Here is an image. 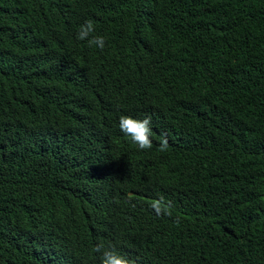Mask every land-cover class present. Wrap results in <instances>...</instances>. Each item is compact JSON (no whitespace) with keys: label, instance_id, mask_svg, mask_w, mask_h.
<instances>
[{"label":"trees","instance_id":"obj_1","mask_svg":"<svg viewBox=\"0 0 264 264\" xmlns=\"http://www.w3.org/2000/svg\"><path fill=\"white\" fill-rule=\"evenodd\" d=\"M122 115L151 117V149ZM101 244L264 264V0H0V264H101Z\"/></svg>","mask_w":264,"mask_h":264},{"label":"clouds","instance_id":"obj_2","mask_svg":"<svg viewBox=\"0 0 264 264\" xmlns=\"http://www.w3.org/2000/svg\"><path fill=\"white\" fill-rule=\"evenodd\" d=\"M95 26L91 20L86 21L80 25L79 30L76 33V38L81 41H87L90 47L95 46L98 49H103L105 46V40L102 36H93ZM119 129L124 136L128 137L132 144L137 147V150L144 151L152 148V128L151 117L145 116L143 119H135L131 116L122 115L119 118ZM168 147V140L165 134H162V140L160 144V150L165 151ZM76 158L66 157L60 160L56 164L70 165L74 163ZM55 164V165H56ZM131 199V197H129ZM162 199L153 200L150 203V207L155 211L156 215H161L164 212L167 215H171L166 205L162 203ZM96 252L102 251L101 264H136L132 259L126 256L118 254L114 249L104 248V246L98 245L95 248Z\"/></svg>","mask_w":264,"mask_h":264}]
</instances>
